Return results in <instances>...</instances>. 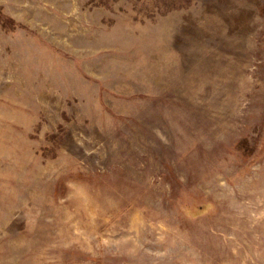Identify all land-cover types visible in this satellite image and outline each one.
<instances>
[{
	"label": "rangeland",
	"instance_id": "obj_1",
	"mask_svg": "<svg viewBox=\"0 0 264 264\" xmlns=\"http://www.w3.org/2000/svg\"><path fill=\"white\" fill-rule=\"evenodd\" d=\"M0 264H264V0H0Z\"/></svg>",
	"mask_w": 264,
	"mask_h": 264
}]
</instances>
